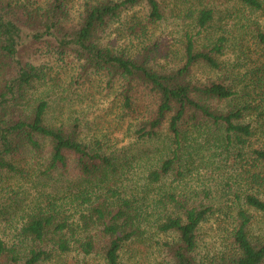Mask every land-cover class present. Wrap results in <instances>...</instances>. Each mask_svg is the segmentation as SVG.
<instances>
[{
	"label": "trees",
	"instance_id": "obj_1",
	"mask_svg": "<svg viewBox=\"0 0 264 264\" xmlns=\"http://www.w3.org/2000/svg\"><path fill=\"white\" fill-rule=\"evenodd\" d=\"M233 1L264 9V0ZM71 2L0 0V173L17 172L10 157L27 150L41 159V174L67 170L71 161L80 178L65 200H48L23 214L18 242L28 241V251L0 237V264H39L70 252L83 263L96 257L100 264H127L122 251L146 232L145 209L121 179L130 160L116 161L101 138H85L78 118L47 121L50 103L31 96L40 73L24 54L33 43H43L60 61L71 58L84 82L99 75L139 137L153 139L166 130L163 153L144 179L160 184L151 201L162 213L151 238L168 264H264V227L252 232L255 215L264 222V27L250 32L254 65L244 64L243 72L237 64L227 69L222 62L227 38L207 44L198 39L214 17L212 8L202 7L193 18L196 31L183 30L181 63L171 66L170 58L155 68L156 46L142 47L130 37V44L137 39L139 45L128 49L118 36L107 37L111 23L134 8L145 9L144 20L137 21L141 29L160 22L159 0H82L77 16ZM144 95L153 100L140 101ZM224 101L229 106L222 107ZM190 130L204 135L212 152L203 167L211 175L221 173L218 185L227 194L164 187L166 179L181 180L188 171L183 151L197 143ZM215 212L227 226L217 246L202 253L200 230ZM160 234L165 238H156Z\"/></svg>",
	"mask_w": 264,
	"mask_h": 264
},
{
	"label": "rangeland",
	"instance_id": "obj_2",
	"mask_svg": "<svg viewBox=\"0 0 264 264\" xmlns=\"http://www.w3.org/2000/svg\"><path fill=\"white\" fill-rule=\"evenodd\" d=\"M80 1L82 0L71 2L75 16L81 10ZM159 1L163 12L160 22L155 25L145 24V28L141 29L137 21L144 20L145 9L143 7L131 9L111 23L107 40L118 36L119 44L122 43L126 48L131 49V45H139L137 39H140L142 47L148 45L157 47V54L153 56L155 68L160 64H167L170 58L172 62L169 64L178 66L181 63L183 30L195 32L193 25L195 12L202 7H210L214 11L213 20L198 39L207 44L220 35L227 38L222 58L227 69L237 64L238 70L243 72L244 64L248 68L254 65L253 59L256 54L252 53V40H249V37L253 29L264 27V9L252 11L233 0ZM130 37L137 39L130 44L127 40ZM244 53L247 56H244ZM24 57L32 62L40 73V78L32 83L30 94L34 98H43L50 103L47 121L56 123L67 117L72 120L78 118L85 138L89 136L101 138L105 148L111 151L116 161L127 158L131 162L121 179L127 194L130 195V190H133L139 198L138 204L143 205L145 209L143 226L146 232L144 239L127 243L121 253L123 260L127 264H168L165 251L158 248L151 238L155 221L162 213L151 201L156 196L160 184H150L144 179L147 167L163 153V137L166 130H160L159 136L153 139L139 137L138 133H135L137 127L133 120L122 113L119 99L104 88L103 80L99 75H93L84 82L79 74L78 64L71 58L58 60L57 56L49 53L43 43H33L25 51ZM196 74L201 75L199 72ZM245 84L246 79L239 83L238 90L241 91ZM152 100L149 95H144L140 99L144 103ZM221 106L225 108L229 104L224 101L221 102ZM189 134L197 143L196 145H193L194 142L187 143L190 146L183 151V159L188 161L186 164L188 171L181 180L172 181L171 177L166 179L164 187L172 183L187 194L206 190H211L217 195L227 194L228 189L220 188L218 185L222 180L221 173L211 175L209 169L203 167V163L210 160L212 152L210 146L205 143L204 135L194 130H190ZM10 160L17 166L18 171L0 173V204L2 205L0 237L8 243L18 242V229L25 212L39 203L45 206L48 200L55 202L65 200L73 191L76 181L80 179L71 161L67 170H56L44 175L40 173L41 159L35 158L27 150H20L11 156ZM144 196L146 198L142 199ZM226 226L224 218L218 212L206 220L200 230L199 249L202 253L217 246L219 236L223 233L222 227ZM263 227V220L255 215L252 232L260 233ZM156 238L164 239L165 236L160 234L156 235ZM18 243L22 253L28 251V241ZM80 259L74 252H70L64 255L56 254L51 260L39 264H100L96 257L89 258L85 263Z\"/></svg>",
	"mask_w": 264,
	"mask_h": 264
}]
</instances>
